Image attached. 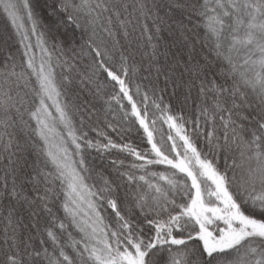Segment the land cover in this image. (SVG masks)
<instances>
[{"label": "snow or ice", "instance_id": "obj_1", "mask_svg": "<svg viewBox=\"0 0 264 264\" xmlns=\"http://www.w3.org/2000/svg\"><path fill=\"white\" fill-rule=\"evenodd\" d=\"M37 6L0 0V264H264V0Z\"/></svg>", "mask_w": 264, "mask_h": 264}, {"label": "trees", "instance_id": "obj_2", "mask_svg": "<svg viewBox=\"0 0 264 264\" xmlns=\"http://www.w3.org/2000/svg\"><path fill=\"white\" fill-rule=\"evenodd\" d=\"M42 1H44V2H42ZM42 1L41 0H33V3L35 5H38L36 7V11L40 14V17L42 19V22H45L46 23L47 22V16H46V11L43 8V5L45 4L46 0H42ZM47 2L50 3L51 0H47ZM8 35H11L12 36V40L10 41V43H12V42H14L16 40V38L12 34V30L10 28H8V27L6 28L5 26H2V28L0 27V37H4V36H8ZM173 38L174 37L169 36V34L167 32H164L163 33V37L161 39V41H162L163 44H162V46H160L161 51H164L165 47H167L166 45L164 46V44L166 42L168 43L167 40H171L172 41ZM138 39H139V37L138 38H137V36L134 37V40H138ZM163 46H164V48H163ZM179 48H180L179 44H177V47H173V49L170 50V55L171 54H174V53H177L176 51H179ZM132 51H133V54L135 56L136 61L139 62L140 61V58H141V50H139V49L136 48L135 43L133 44ZM164 60H165V58L163 56H161L160 57V62L161 63H164ZM138 79L140 80V82H143L144 84L147 85V81L142 80L140 75H138ZM109 89H111V87ZM109 91H111V90H109ZM165 98L168 99L167 96ZM141 137H142L141 131L139 133H136L135 131H133V133L131 135H129L128 137H126V139L132 140L136 144H139L141 146H144L143 144H141ZM144 144H146V141H144ZM129 159H131V157H129ZM160 167L163 168V166H156L155 169L160 168ZM155 169H153V170H155Z\"/></svg>", "mask_w": 264, "mask_h": 264}, {"label": "rangeland", "instance_id": "obj_3", "mask_svg": "<svg viewBox=\"0 0 264 264\" xmlns=\"http://www.w3.org/2000/svg\"><path fill=\"white\" fill-rule=\"evenodd\" d=\"M42 1V0H41ZM42 2H44V1H42ZM2 26H5L6 28L8 27V28H10V26L8 25V23H7V21H6V19L5 18H3V17H0V27L2 28ZM30 27V26H29ZM11 29V28H10ZM12 30V29H11ZM4 34V33H3ZM12 34H13V32H12ZM14 35V34H13ZM14 37H15V35H14ZM16 38V37H15ZM137 38H138V35H137ZM32 40H33V43H35V38L33 37L32 38ZM175 40V37L173 38V40L171 41V40H167L168 41V43L166 44H164V46L166 45L167 46V48H169L170 50H172L173 49V47H177V44H174L173 43V41ZM162 41L160 42V46H162ZM164 46H163V48H164ZM176 52H178V51H176ZM136 83H141V84H143V85H146V84H144L143 82H140V80L138 79V76L135 78V81L133 82V94L135 95V84ZM164 85H163V79L161 78V82H160V87H163ZM111 87V86H110ZM109 87V88H110ZM109 90H111V89H109ZM169 92H171V89H169L168 90ZM137 99V101L139 102V99L140 98H136ZM166 99V98H165ZM167 100V99H166ZM124 103L125 104H127V101H124ZM173 107H174V109L177 107L176 106V104L175 103H173ZM158 127H161V129H162V132L165 134V139H167V133H168V128H167V125H164L162 122H159L158 123ZM141 134L143 135V133H142V130H141ZM157 139H159V135H157ZM155 170H163V168H157V169H155Z\"/></svg>", "mask_w": 264, "mask_h": 264}]
</instances>
